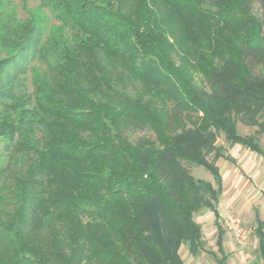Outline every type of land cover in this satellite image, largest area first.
Listing matches in <instances>:
<instances>
[{"label": "trees", "instance_id": "obj_1", "mask_svg": "<svg viewBox=\"0 0 264 264\" xmlns=\"http://www.w3.org/2000/svg\"><path fill=\"white\" fill-rule=\"evenodd\" d=\"M45 1L69 36L43 43L0 0V264H228L208 156L233 160L222 133L264 158L238 130L264 135V0Z\"/></svg>", "mask_w": 264, "mask_h": 264}, {"label": "rangeland", "instance_id": "obj_2", "mask_svg": "<svg viewBox=\"0 0 264 264\" xmlns=\"http://www.w3.org/2000/svg\"><path fill=\"white\" fill-rule=\"evenodd\" d=\"M1 2L2 10L6 14H13L19 24L31 22L38 27L43 33V43L53 37L58 38L63 32L65 37L70 35L67 29H62L56 11L45 0H1ZM253 7L254 12L261 15L263 12L261 3L256 2ZM31 66L36 73L44 70L46 64L36 59ZM32 77L33 73L29 71V82L32 81ZM257 129V127L238 123L239 132L242 135H256L264 149V135L257 134ZM144 134L138 131L133 136L138 137ZM216 144L233 159L216 158L214 153L208 156V160L219 167L223 178V194L218 207L221 215L220 222L226 231L224 248L229 255L228 264H262L256 218L260 217L264 221V158L241 145H232L226 141L222 133L219 134ZM188 167L195 178L214 182L213 176L203 167L195 165ZM230 218H239L245 229L253 230L245 247L236 241L225 226V220ZM195 220L202 226L206 248L217 251L218 232L214 214L210 210H204L195 215ZM180 253L186 264H215L214 258L207 252L194 257L188 253L187 247L183 246Z\"/></svg>", "mask_w": 264, "mask_h": 264}, {"label": "built area", "instance_id": "obj_3", "mask_svg": "<svg viewBox=\"0 0 264 264\" xmlns=\"http://www.w3.org/2000/svg\"><path fill=\"white\" fill-rule=\"evenodd\" d=\"M225 226L241 246L245 247L248 244L253 230L251 228L248 230L245 229L239 218H230L229 220H225Z\"/></svg>", "mask_w": 264, "mask_h": 264}, {"label": "crops", "instance_id": "obj_4", "mask_svg": "<svg viewBox=\"0 0 264 264\" xmlns=\"http://www.w3.org/2000/svg\"><path fill=\"white\" fill-rule=\"evenodd\" d=\"M212 213H213V212H212ZM214 217H215V216H214ZM258 219L262 220L260 217H257V218H256V223H257V220H258ZM199 224H200V223H199ZM216 227H217V226H216ZM217 232H218V230H217ZM217 235H218V233H217ZM225 235H226V234H225ZM224 238H225V236H224ZM216 240H217V239H216ZM223 243H224V242H223ZM224 250H225V248H224ZM188 253H189V252H188ZM225 253H226V252H225ZM226 254H227V253H226ZM228 256H229V255H228ZM228 260H229V257H228Z\"/></svg>", "mask_w": 264, "mask_h": 264}]
</instances>
